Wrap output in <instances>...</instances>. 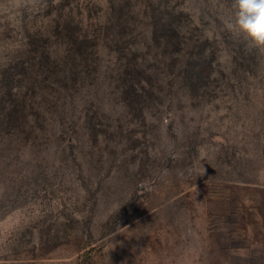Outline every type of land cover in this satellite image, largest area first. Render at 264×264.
Listing matches in <instances>:
<instances>
[{
	"label": "rangeland",
	"instance_id": "1",
	"mask_svg": "<svg viewBox=\"0 0 264 264\" xmlns=\"http://www.w3.org/2000/svg\"><path fill=\"white\" fill-rule=\"evenodd\" d=\"M230 0H0V264H264V51Z\"/></svg>",
	"mask_w": 264,
	"mask_h": 264
},
{
	"label": "clouds",
	"instance_id": "2",
	"mask_svg": "<svg viewBox=\"0 0 264 264\" xmlns=\"http://www.w3.org/2000/svg\"><path fill=\"white\" fill-rule=\"evenodd\" d=\"M229 30L241 35L248 47L264 51V0H230Z\"/></svg>",
	"mask_w": 264,
	"mask_h": 264
}]
</instances>
